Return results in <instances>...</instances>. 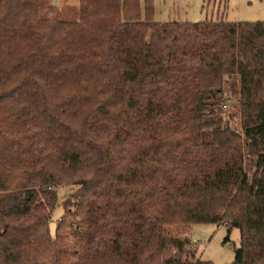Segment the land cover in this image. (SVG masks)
Returning a JSON list of instances; mask_svg holds the SVG:
<instances>
[{
	"label": "trees",
	"instance_id": "trees-1",
	"mask_svg": "<svg viewBox=\"0 0 264 264\" xmlns=\"http://www.w3.org/2000/svg\"><path fill=\"white\" fill-rule=\"evenodd\" d=\"M46 6L0 0V264H212L166 231L196 224L238 229L231 264H264V22ZM234 76L240 132L219 117ZM69 171L79 188L52 238L34 211H53Z\"/></svg>",
	"mask_w": 264,
	"mask_h": 264
},
{
	"label": "rangeland",
	"instance_id": "rangeland-1",
	"mask_svg": "<svg viewBox=\"0 0 264 264\" xmlns=\"http://www.w3.org/2000/svg\"><path fill=\"white\" fill-rule=\"evenodd\" d=\"M45 1L48 6V10L44 9L46 17H53L55 14H59L61 19L68 20L69 17H75V12H77L79 7V0ZM143 1L139 0L141 18L144 17ZM151 2L153 6L152 18L156 23H199L220 20L229 23L264 22V0H151ZM237 83V76L232 77L230 80L226 79L223 98L226 95L229 98L223 103L224 106L222 105V112L219 117L223 123L229 125L233 130L240 132L238 127ZM203 140H209L208 132L203 134ZM59 176L62 179L63 185H69L57 188V202L53 211L48 214L41 207L34 211L36 218L45 219L48 217V229L52 238L55 237V229L58 219L62 214L63 202L71 198L79 188L71 184L77 180L75 172L69 171ZM250 176L251 173H248V177ZM68 221L59 235L62 242L70 250L71 257H73L76 243L80 237L79 231L75 230V226L71 225L74 221H70V219ZM166 231L174 238L180 240L186 239L189 242L187 250L191 249L195 252V260L209 261L212 264L233 263L235 253L240 246L238 229L224 224H196L184 227H170ZM77 252L79 253V251ZM110 264H115V262L111 261Z\"/></svg>",
	"mask_w": 264,
	"mask_h": 264
}]
</instances>
